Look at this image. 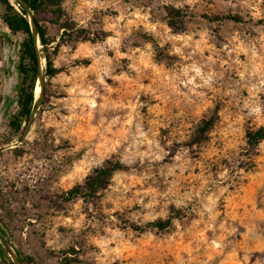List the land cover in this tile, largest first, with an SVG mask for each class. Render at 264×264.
<instances>
[{
    "label": "rangeland",
    "instance_id": "rangeland-1",
    "mask_svg": "<svg viewBox=\"0 0 264 264\" xmlns=\"http://www.w3.org/2000/svg\"><path fill=\"white\" fill-rule=\"evenodd\" d=\"M68 40L14 132L22 38L0 9V245L35 264H264V0H62ZM185 13L170 26L165 7ZM236 17V18H232ZM59 32L50 29L51 35ZM38 83V82H37ZM36 83V84H37ZM39 85V84H38ZM36 86V85H35ZM35 99L40 91L35 92ZM210 127L198 130L203 119ZM95 197L58 195L106 158ZM171 218L165 229L147 226Z\"/></svg>",
    "mask_w": 264,
    "mask_h": 264
},
{
    "label": "trees",
    "instance_id": "trees-1",
    "mask_svg": "<svg viewBox=\"0 0 264 264\" xmlns=\"http://www.w3.org/2000/svg\"><path fill=\"white\" fill-rule=\"evenodd\" d=\"M1 20L13 33H20L22 38L17 50L16 69L18 87L16 92V110L9 118L8 124L12 131L20 132L22 124L29 121L35 105L42 100L46 78L61 69L54 64V57L59 48L68 40L93 39L88 31L78 28L67 19L62 0H0ZM185 13L179 8L166 6L165 18L170 26L182 25ZM236 18V17H232ZM55 28L57 35H51L50 29ZM0 37V44H1ZM41 73L40 97L35 99L34 89ZM212 119H203L198 130L206 131ZM245 142L252 147L264 139V128H247L244 132ZM127 166L113 157L106 158L100 165L93 167L82 182L75 183L63 190L57 197L56 203L62 204L77 198L95 197L106 188L115 172L125 170ZM171 218H157L142 225L132 223L133 229H143L147 226L165 229L170 225ZM18 264H35L29 255L16 253ZM76 256L64 257L61 264L77 262ZM0 264H15L7 257V252L0 245Z\"/></svg>",
    "mask_w": 264,
    "mask_h": 264
},
{
    "label": "water",
    "instance_id": "water-1",
    "mask_svg": "<svg viewBox=\"0 0 264 264\" xmlns=\"http://www.w3.org/2000/svg\"><path fill=\"white\" fill-rule=\"evenodd\" d=\"M37 82H38L40 89H41V73L38 76Z\"/></svg>",
    "mask_w": 264,
    "mask_h": 264
},
{
    "label": "bare ground",
    "instance_id": "bare-ground-1",
    "mask_svg": "<svg viewBox=\"0 0 264 264\" xmlns=\"http://www.w3.org/2000/svg\"><path fill=\"white\" fill-rule=\"evenodd\" d=\"M40 91V86L38 85V83L35 86V92L38 93Z\"/></svg>",
    "mask_w": 264,
    "mask_h": 264
}]
</instances>
